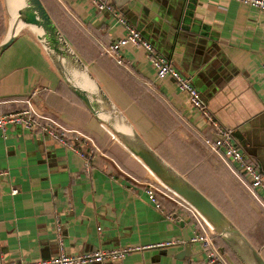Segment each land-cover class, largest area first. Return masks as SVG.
Returning a JSON list of instances; mask_svg holds the SVG:
<instances>
[{"label": "crops", "instance_id": "obj_1", "mask_svg": "<svg viewBox=\"0 0 264 264\" xmlns=\"http://www.w3.org/2000/svg\"><path fill=\"white\" fill-rule=\"evenodd\" d=\"M39 1L136 133L219 209L264 261V211L235 184L234 167L204 146L214 135L190 109L187 95L170 78L157 80L140 49L124 48L120 65L104 53L99 57V49L123 30L88 0ZM114 8L189 80L211 117L232 131L237 148L264 176V13L230 0H130ZM26 99L35 112L87 136L101 155L85 173L77 156L39 134L10 126L0 131V171L8 172L0 178V263L47 260L60 250L76 256L172 240L173 247L101 264H207L198 244L183 242L193 235L190 215L173 202H164L161 212L153 208L142 185L149 173L67 90L24 27L0 54V115L23 109ZM195 175L210 181L201 187ZM11 187L21 192L10 196Z\"/></svg>", "mask_w": 264, "mask_h": 264}, {"label": "built area", "instance_id": "obj_2", "mask_svg": "<svg viewBox=\"0 0 264 264\" xmlns=\"http://www.w3.org/2000/svg\"><path fill=\"white\" fill-rule=\"evenodd\" d=\"M240 5L253 8L264 13V0H230ZM89 4L97 11L107 13L115 23L122 28L123 34L103 48V53L112 58L115 64H121L120 52L124 48L140 49L154 71L155 78L162 80L170 78L177 89L188 97L190 109L200 114L206 125L211 129L214 138L204 139L203 144L209 152L218 156L223 163L228 164L237 171L235 177L244 186L249 195L258 203L264 211V176L260 174L256 166L251 163L237 148L232 139V131L220 127L211 117L202 103L198 92L191 87L189 80L179 76L168 60L157 54L153 46L141 35L127 24L125 19L111 5L110 0H88ZM264 70V63L262 65ZM24 108L18 112L0 115V131L6 127H17L29 133H36L49 139L52 143L68 150L82 161V169L88 173L92 160L95 156L101 155L97 146L87 136L67 129L55 122L53 119L35 112L29 99L22 101ZM264 111V106H263ZM150 176V175H149ZM8 178L7 170L0 171V178ZM151 177V176H150ZM143 192L146 200L153 208L161 212L164 202H173L181 206L191 217L194 223V231L188 240L190 244H198L203 252L207 264H226L222 255L218 252L216 237L212 229L196 214L188 205L179 200L168 189L162 186L153 177L149 182L143 183ZM21 191L18 187H11L9 195L14 196ZM99 231V228H96ZM177 244L176 241H165L150 246L134 248L97 249L90 254L76 256L65 255L61 250L54 257L47 260L31 262L17 261L0 264H101L103 262H115L123 259L131 252L144 250L167 249Z\"/></svg>", "mask_w": 264, "mask_h": 264}, {"label": "water", "instance_id": "obj_3", "mask_svg": "<svg viewBox=\"0 0 264 264\" xmlns=\"http://www.w3.org/2000/svg\"><path fill=\"white\" fill-rule=\"evenodd\" d=\"M128 1L130 0H113L116 7ZM2 2L6 15H8L7 6L10 2L8 0H2ZM15 16L16 22L20 25L19 30L25 27L33 32L61 82L99 127L156 181L192 208L212 229L215 237L222 244L218 252L226 264H233V262L236 264H264L258 252L229 219L182 175L159 157L136 133L128 120L93 80L85 66L73 54L39 0H20V6L15 11ZM17 32L9 33L7 30L4 40L0 43V54L13 42ZM234 136L237 137V134ZM187 241L188 238L185 237L183 242ZM184 248L189 249L188 243Z\"/></svg>", "mask_w": 264, "mask_h": 264}, {"label": "bare ground", "instance_id": "obj_4", "mask_svg": "<svg viewBox=\"0 0 264 264\" xmlns=\"http://www.w3.org/2000/svg\"><path fill=\"white\" fill-rule=\"evenodd\" d=\"M10 2L9 6H7L8 15H9V25H8V32L9 33H16L20 25L16 22L15 11L20 6V0H8Z\"/></svg>", "mask_w": 264, "mask_h": 264}, {"label": "rangeland", "instance_id": "obj_5", "mask_svg": "<svg viewBox=\"0 0 264 264\" xmlns=\"http://www.w3.org/2000/svg\"><path fill=\"white\" fill-rule=\"evenodd\" d=\"M1 3L3 4L2 0H1ZM3 9H4V7H3ZM4 11H5V9H4ZM5 14H7V13L5 12ZM6 17H7L6 28L4 29L3 34H1L0 43L4 40V38L7 34V30H8L9 17H8V15H6ZM0 22H1V17H0ZM1 32H2V29H1ZM194 178L201 183V185H202L201 187H203V185H206V182L208 183L210 181V179L208 177H205L203 175H195ZM149 179L152 180V177L149 176ZM232 179L234 180L235 184H237L240 188H244V186L239 182V180L236 177H233Z\"/></svg>", "mask_w": 264, "mask_h": 264}, {"label": "trees", "instance_id": "obj_6", "mask_svg": "<svg viewBox=\"0 0 264 264\" xmlns=\"http://www.w3.org/2000/svg\"><path fill=\"white\" fill-rule=\"evenodd\" d=\"M0 17H1V22H0V38H1V34H3V32H4V29L6 28V21H7V17H6V14H5V11H4V9H3V7H2V3H1V0H0ZM1 29H2V32H1ZM98 56L99 57H101V56H103V52H102V50H101V48L99 49V51H98ZM24 101V100H23ZM24 105V104H23ZM25 107V106H24ZM23 107V108H24ZM22 110V109H21ZM18 111H20V109L19 110H15V111H12V113H14V112H18ZM11 113V112H10ZM1 114V113H0ZM6 114V113H5ZM9 114V113H8ZM185 179H187L186 177H185ZM216 244H217V246H221L222 247V244H221V242L218 240V239H216ZM224 251L225 252H227L225 249H224ZM235 264H236V262H235Z\"/></svg>", "mask_w": 264, "mask_h": 264}, {"label": "clouds", "instance_id": "obj_7", "mask_svg": "<svg viewBox=\"0 0 264 264\" xmlns=\"http://www.w3.org/2000/svg\"><path fill=\"white\" fill-rule=\"evenodd\" d=\"M149 175V174H148Z\"/></svg>", "mask_w": 264, "mask_h": 264}]
</instances>
